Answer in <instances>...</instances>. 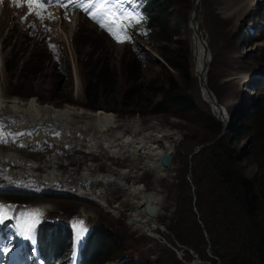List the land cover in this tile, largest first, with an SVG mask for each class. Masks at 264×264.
<instances>
[{"label":"rangeland","instance_id":"rangeland-1","mask_svg":"<svg viewBox=\"0 0 264 264\" xmlns=\"http://www.w3.org/2000/svg\"><path fill=\"white\" fill-rule=\"evenodd\" d=\"M4 1L5 11L4 13L0 11V41L3 46L0 55V98L5 99L8 104L18 101L21 106L27 108L34 107V105H29L33 103L38 108L72 107L78 111L107 113L113 115L119 123L135 121L143 125L157 123L164 129L172 130L180 138L176 140L172 148L174 157L163 178L158 179L147 170L138 173L139 184L136 187H140L139 189L143 192L159 190L163 198V213L152 216V222H149L148 227L154 228V231H151L154 234L150 235L140 226L136 228L132 224L131 218L117 202L119 195L116 192L113 194L108 183L103 189L106 193L98 197L94 196V190L99 188L87 185L68 186L79 197L56 196L51 193L36 196L31 193H20L19 188H7V186H12L18 174L24 171L21 168L24 165V169H27L38 164L39 169L36 174L40 176L49 172L50 170L40 169V167L52 158L58 163V168L53 169L54 173L61 172L60 174L65 175L76 172L77 177H80L89 166L105 176L113 170L131 168L132 164L129 160L108 156L100 144H94L93 150L91 147V150H87L84 141H81V144L78 143L77 146L70 147L69 145V148H66L67 145L60 142L32 143L31 139L26 142L21 139L15 140L12 134H1L0 155L2 158L17 155L24 164L20 168L17 167L18 169L7 165L6 171L11 174L9 180L4 170H0V189H3L0 190V203L7 207V202L20 203L27 206V210L32 209V211L37 206H42L41 216L45 213L49 218L84 217L88 223L111 230L113 234H116L121 246V252L117 256H132L138 264H223L214 255L215 248H212L207 234L204 233L208 245L203 247V254H200L182 245L174 232L177 230L182 233L183 237L199 244L200 237L196 224L202 228L204 226H202L201 214L196 206L198 189L194 184L189 156L196 147L211 142L210 132L201 125L198 118L182 117L171 111L149 116L139 112L132 115L133 109L128 107L130 101L123 98L125 88V78L122 75L123 64L132 57L142 66L144 83L148 81L149 86L158 90L166 87L168 79L173 77L184 91L187 89L193 95L201 110L213 117L214 115L218 117L217 111L212 108L214 104L207 96L204 98V90L201 89L200 80L196 76L197 63L195 64L192 53L190 28V17L194 9L193 0H170L173 6V21L181 24L182 20H187V26H183L180 35L172 37L167 44L161 42L158 30L148 34L138 32L137 25L140 21L136 16L132 19L133 28L129 30V35H126L121 31L119 21L112 25L111 18L106 19V15L95 9H90V11L96 13L97 20L84 19L85 14L81 12L82 8L73 6L70 0H66L67 7L56 3L55 0L51 4H47L46 0H41V3H45L46 6L42 9L34 6L31 11L27 0ZM158 1L161 3L164 0ZM249 1L251 3L246 6V10L242 9L240 13L238 12L240 2L237 1H235L236 10L233 12L226 9L228 5H231L230 0H198L197 4L198 22H200L203 39L207 40L209 50L210 69L207 75V85L231 118L227 128H223L222 134H225L224 136L231 145L236 146V151L243 158L242 173L247 177L257 172L259 164L261 174L264 175L263 142L259 140L252 125L245 120L252 115L256 104L264 99V85L255 88L254 86L258 83H253L256 79H264L262 60L264 57V0ZM123 6L135 13L136 5H131L128 0L121 2L120 7ZM37 12L40 15H37ZM102 23L107 31L104 26H101ZM15 24L17 27H14ZM252 27L251 35L249 29ZM117 37L122 42H118ZM81 45L84 46L81 47ZM162 46L168 48L166 50L168 57L172 59L177 69L170 67L164 61L161 56ZM186 52L189 54L194 77L192 89L184 85L178 70L182 61L180 56ZM33 55L37 58L36 68L39 71L31 75L24 73V76L27 74L26 77L30 76L29 79L34 80L33 84H28L27 79L19 81L17 75H9L6 72L7 62H10L8 67L14 69L17 64L18 67L23 66L25 61ZM96 63L110 64L118 74L120 86L118 94L112 98L113 101L105 104L107 107L92 110L85 98L86 83L83 72L87 66ZM15 72H18V68ZM200 77H202L201 73ZM242 96L246 102L251 100L253 105L249 102L248 106L247 103L244 108L248 114L243 119L240 117L235 119L231 117V111L234 105L240 104ZM161 100L162 94L154 99L157 103ZM141 110L145 112L144 114H149V110H146L144 105ZM27 126L26 123L22 124V128H27ZM51 127L53 126L50 124L44 125L40 132L45 137L56 136ZM236 134L244 135V139L237 145L234 143ZM22 143L23 148L20 147ZM54 173L47 174V176ZM44 189L39 188V190ZM7 195L23 199L10 201L5 198ZM85 198L93 201L103 199L109 208H106L107 206L101 208ZM24 199L28 201L24 202ZM260 221L264 224V204L260 212ZM152 224H156L158 231L151 226ZM177 243L191 249L198 259L180 248Z\"/></svg>","mask_w":264,"mask_h":264},{"label":"trees","instance_id":"trees-1","mask_svg":"<svg viewBox=\"0 0 264 264\" xmlns=\"http://www.w3.org/2000/svg\"><path fill=\"white\" fill-rule=\"evenodd\" d=\"M136 1L140 2V13L146 17L143 28L147 32L158 30L164 44L169 43L172 37L179 36L182 27L187 26V20H182L181 24L173 21L174 13L170 0L161 3L158 0ZM252 29L253 27L249 29L251 35ZM167 49L162 46L161 56L170 67L177 69L172 59L168 57ZM180 57L182 61L178 70L182 82L192 89L194 77L189 54L186 52ZM262 60L264 62V57ZM8 64L10 62L6 64V72L9 75H17L19 81L27 79L28 84H33L34 80H30V76L26 77L27 74L24 76V73H30L29 75L38 73L37 58L34 55L27 59L23 66L18 67L17 64L12 69ZM83 75L86 83L85 98L90 109L99 110L107 107L105 104L112 102V98L119 92L117 72L110 64L96 63L87 66ZM122 75L125 78L123 98L130 101L128 107L133 109L132 115L139 112L149 116L171 111L182 117L198 118L201 125L210 132L211 142L222 134V123L214 114L213 117L201 110L193 95L187 89L184 91L175 78H169L167 86L157 90L149 86L148 81L146 83L142 81V66L132 57L123 64ZM253 83H258L254 86L258 88L264 85V79L259 78ZM156 92L162 94L159 103L154 101L159 95ZM249 102L251 100L246 102L242 96L240 104L234 105L231 117L243 119L248 114L244 106L247 103L249 106ZM143 105L149 110V114L142 112ZM253 110L252 115L245 120L256 130L264 146V99L260 100ZM234 138L237 145L244 139V135L236 134ZM238 153L236 146L231 145L224 136L214 145L205 147L190 161L194 184L198 189L196 206L204 228L196 224L200 237L199 244L183 237L177 230L174 232L182 245L200 254H203V247L208 245L204 234L206 232L212 248H215L214 255L223 264H264V224L260 221V212L264 204V175L261 174L259 164L254 175L244 176L242 173L244 161ZM5 198L10 201L23 199L8 195ZM25 201L28 200L24 199ZM14 204L17 206L13 209L12 215L6 216L0 224V264H3L4 249L11 247L13 237L19 229V211L23 205ZM72 218H49L47 215L44 220L38 222L32 230L31 239H28L21 252L20 264H36L37 257L43 259L45 264H74L77 232L70 228ZM120 252V240L116 234L111 230L93 226L83 243L80 264H138L132 256H117Z\"/></svg>","mask_w":264,"mask_h":264},{"label":"bare ground","instance_id":"bare-ground-1","mask_svg":"<svg viewBox=\"0 0 264 264\" xmlns=\"http://www.w3.org/2000/svg\"><path fill=\"white\" fill-rule=\"evenodd\" d=\"M235 1L238 3L240 2L239 13L242 9L246 10V6L251 3L249 0H230L231 5H228V8H226L230 12L236 10ZM0 11L1 13L5 11L4 0H0ZM14 27H17V24H15ZM200 32L201 35L198 34L196 27H192L191 48L195 58V64L197 63L196 69L198 74L196 70L195 72L199 80L202 77L206 78L207 69H210L207 40L203 39V32L201 30ZM2 49L3 46L0 41V55ZM199 71L202 77H200ZM203 90L204 98L207 96L213 103L214 98L206 89ZM213 96L215 95L213 94ZM206 102L209 103L208 101ZM29 105H34V107H23L18 101H12L11 104H8L5 99L0 98V138L2 135L12 134L15 136V140L21 139L29 142V139H31L30 142L32 143L49 144L55 141L65 146L67 145L66 148H69V145L70 147L77 146L78 143L81 144V141H84L87 150H91L90 147L93 150L92 146H94V144H100L108 156L112 155L121 160H129L132 165L130 169L126 168L110 171L107 176L100 174L95 171L92 166H89L83 171L80 177H77L76 172L65 175L60 174L61 172L54 173L53 169L58 168V163L56 162L57 160L55 161V159L53 160L52 158L48 160L49 162L46 161V163L40 167V169L50 171L40 176L36 174L39 169L38 164L24 169L25 165L21 167L24 163L17 155L5 156L4 158L0 155V170H4L8 180L11 174L6 171L7 165L15 168L21 167L24 170L22 173L18 174L17 180H12V186H7V188H19L21 191L20 193H31L36 196H45L47 193H51L56 196L79 197L77 194H74L71 191L72 188L68 186L83 187L87 185L92 188H99L98 190L93 189L95 191L94 196L98 197L106 193L103 189L106 187L105 184L108 183L113 194L116 192V194L119 195L117 198L119 206L121 205V209L126 211L131 218L132 224H134L136 228L140 226L150 235L154 234L151 232L154 231L153 227L158 231L156 224L151 225L153 229L148 227L149 222H152L153 218L145 211V204L150 203L152 206L156 207V214L154 216H158V214L161 215L163 213V198L160 196L159 190L143 192L139 189L140 187L137 188L136 186L139 184L138 173L147 170L158 179L163 178L164 174L167 172V168L162 164L163 157L169 155L170 151L175 146L176 140H178L180 136L172 130L164 129L157 123H151L149 125H143L136 121L119 123L115 120L113 115L107 113L78 111L72 107L55 109L53 107L38 108L33 103ZM212 108L214 109L215 105L214 107L212 106ZM214 110L219 114L216 108ZM23 123L28 125L27 128H22ZM48 124L53 126L51 128L56 136L45 137L44 134L41 133V127L43 129L44 125ZM80 138L81 140H79ZM52 173L54 174L47 176V174ZM39 188L45 189L39 190ZM85 200H89L94 204L96 203L97 206L101 208L105 206L109 208V205L103 202V199L93 201L90 198H85ZM35 214L38 215L37 217H41L43 214L42 206L36 207Z\"/></svg>","mask_w":264,"mask_h":264},{"label":"water","instance_id":"water-1","mask_svg":"<svg viewBox=\"0 0 264 264\" xmlns=\"http://www.w3.org/2000/svg\"><path fill=\"white\" fill-rule=\"evenodd\" d=\"M193 4H194V9H193V13L190 17V21H191V32H192V27H196L197 28V31H198V34L201 35V28H200V25H199V22H198V18H197V4H198V0H193ZM208 49V48H207ZM209 51V50H208ZM208 72H209V68L207 69V75H208ZM200 86H201V89H206L210 95L214 98L213 99V104L215 105V108L218 110L219 114H218V117H216L218 119L219 122L222 123L223 125V128H227L228 124L230 123L231 121V118L230 116L228 115V112L226 111V109L221 106L217 100V98H215V96H213V93L211 92V90L208 88V85H207V77L204 78H200ZM225 117V118H224ZM225 134H222L217 140H215L214 142H210V143H207V144H202L198 147L195 148L194 152L190 155L189 159L190 161L193 160V158L195 156H197L205 147H208V146H211V145H214L220 138H222ZM174 156V150L172 149L169 153V155L167 156H164L163 157V160H162V164L164 167L168 168L170 165H171V161H172V157ZM145 211L151 215V216H154L156 214V207L152 206L150 203H147L145 204ZM201 223V221H200ZM202 224V223H201ZM203 226V224H202ZM205 232V231H204ZM206 234V232H205ZM178 244V243H177ZM178 246L180 248H183L185 249L186 251L190 252L192 255H194L193 251L191 249H188V248H185L181 245L178 244ZM194 257H196L198 259V256L194 255ZM200 262V261H199ZM201 263V262H200Z\"/></svg>","mask_w":264,"mask_h":264},{"label":"snow or ice","instance_id":"snow-or-ice-1","mask_svg":"<svg viewBox=\"0 0 264 264\" xmlns=\"http://www.w3.org/2000/svg\"><path fill=\"white\" fill-rule=\"evenodd\" d=\"M52 2L53 0H46L47 4H51ZM55 2L67 7L66 0H55ZM70 2L72 3L73 6H78V7L83 6V0H70ZM27 4H28L30 11L32 10L34 6L37 8H41V9L46 6L45 3H41V0H27ZM108 5H109V0H91V3H89L88 6L84 7V10L88 12V14L91 16L92 19L95 20L97 19L96 13L94 11H90V9L93 7H98L101 11H103L104 9L108 8ZM37 15H40V13L37 12ZM109 15L111 17L110 23L112 25H115L119 21V17L114 12H111L110 9H109ZM101 26H105V25H103L102 23ZM113 34L115 35V33ZM117 39H118V42H122L119 40V37H117ZM6 207L7 206L5 205H0V222H3L4 220V210ZM30 228H31V225H29L27 228L24 229L23 235L25 236L26 239H31V236L28 235ZM4 250L6 252L9 251L8 248H5Z\"/></svg>","mask_w":264,"mask_h":264}]
</instances>
